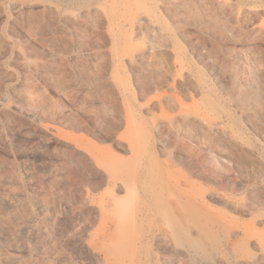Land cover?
Masks as SVG:
<instances>
[{
  "label": "rangeland",
  "instance_id": "374dc122",
  "mask_svg": "<svg viewBox=\"0 0 264 264\" xmlns=\"http://www.w3.org/2000/svg\"><path fill=\"white\" fill-rule=\"evenodd\" d=\"M0 264H264V0H0Z\"/></svg>",
  "mask_w": 264,
  "mask_h": 264
}]
</instances>
